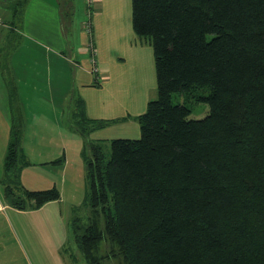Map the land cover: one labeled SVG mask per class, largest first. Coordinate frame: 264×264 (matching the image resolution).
<instances>
[{"label": "trees", "instance_id": "16d2710c", "mask_svg": "<svg viewBox=\"0 0 264 264\" xmlns=\"http://www.w3.org/2000/svg\"><path fill=\"white\" fill-rule=\"evenodd\" d=\"M132 26L153 49L157 98L140 138L111 140L110 155L84 139L90 215L73 234L85 260L264 264V0H132ZM203 86L209 111L191 118L173 95ZM111 123L87 119L90 133ZM21 144L12 126L6 173L20 172ZM5 198L37 209L61 193L18 182Z\"/></svg>", "mask_w": 264, "mask_h": 264}, {"label": "crops", "instance_id": "0c3cea01", "mask_svg": "<svg viewBox=\"0 0 264 264\" xmlns=\"http://www.w3.org/2000/svg\"><path fill=\"white\" fill-rule=\"evenodd\" d=\"M88 1L86 0L85 4L86 14L82 21V29L78 34L79 43L77 42L75 47L77 53L72 52L71 56H67L61 49L54 51L55 48H52L64 46L65 38L62 31H66L67 28L61 0H27L25 24L33 31L30 42L48 51L46 55L36 57L32 61L42 63V66L47 68L45 76H42V89L31 90L35 95L42 94V110L45 111L39 113L37 125H47L56 129V132L45 133L42 136L29 135V140L42 143V151L34 153L41 160H34L29 156L25 148L26 138L24 140L22 137L23 148L29 160H25L20 166L19 181L28 190L38 191L55 187L61 188L62 192L59 200L37 209L15 208L5 198L8 185L4 182L6 174L4 160L10 142L12 123L8 116L0 117V264H43L42 246L36 243L38 230L42 231V215H49L55 222L57 218V222L62 221L61 207L56 209L58 214L52 213V210L66 195L68 173L75 177L81 173L82 167L86 173L82 141L79 145V138L82 137H73L75 146L71 145L68 148L67 142L73 139L66 140L61 132L63 126L59 118L60 116L63 118L65 114L68 99L78 94L85 101L86 118L93 121H112L110 125L97 128L90 133L96 141H111L115 138L109 135L115 134L117 128L123 129L122 133L127 135L126 137L138 139L140 126L137 117L146 112L148 102L154 97L149 91L154 84L153 75L156 73L153 49L149 43L136 36L132 21L127 20L126 0H92V3ZM67 3L70 8L68 7L66 14L71 11L75 13V9L71 8V2ZM0 6L9 8L7 4L0 3ZM12 13L5 9L0 15L6 14L11 19ZM88 18L92 19L93 24L90 36L86 34L83 24ZM35 30L40 32H34ZM43 31L52 33L44 35ZM41 35L42 42L39 41V44ZM91 43L96 53L89 49ZM24 95L26 105L28 97L25 93ZM89 95L99 97L98 106L91 110ZM142 99L144 101L137 106V101ZM53 102L58 109L56 112L58 117L54 121L44 122L42 115H46L47 107ZM3 113L6 114L5 111ZM54 142H59L60 146L53 147ZM80 146L82 150L79 152ZM61 156L64 159L62 164L52 163L62 158ZM57 173L60 176L57 177ZM24 222H28L30 228L23 224ZM13 223L18 231L14 229Z\"/></svg>", "mask_w": 264, "mask_h": 264}, {"label": "rangeland", "instance_id": "374dc122", "mask_svg": "<svg viewBox=\"0 0 264 264\" xmlns=\"http://www.w3.org/2000/svg\"><path fill=\"white\" fill-rule=\"evenodd\" d=\"M12 1L0 0L2 5L7 4L9 6V8L0 6V13H3L5 9H9L11 13H19V18L16 17L17 20L15 23L13 22L12 14L10 15L11 19L6 14L0 15V106L3 105L0 107V117H9L12 126H17L21 130L23 139L25 140L26 138L25 148L29 156L34 160H41L34 153L42 151V143L29 140V135L35 134L42 136L45 133H54L56 129L48 127L47 125H37L39 121L38 115L44 111V109L42 110V94L35 95L31 90L34 88L42 89V76H45L47 68L42 66V63L32 61L36 57L46 55L48 51L34 46L30 42L33 38V31L29 29V25L25 24L27 1L21 0V3H16V0L15 2ZM67 2H71V8L72 10L75 9V13L71 11V13L67 12L66 14L68 7L70 8ZM61 3H63V17L67 28L66 31H62L65 38L64 46H53L52 48H55L54 51L61 49L67 56H71L73 53H77L75 47L77 46V42L79 43L80 38L78 34L81 32L82 21L86 14V0H61ZM88 3H92V0H89ZM11 4L12 7L10 6ZM126 11L127 20L132 21V0H126ZM85 23L86 21L83 24ZM34 32L39 33L40 30H35ZM43 33L44 35H49L52 31H43ZM39 41L42 42V35L39 37L38 43ZM153 81L154 84L149 90L154 96L152 100L157 98L156 73L153 75ZM209 92V86L194 87L190 91L174 94L173 102L175 104L184 103L192 112L191 118L201 119L207 115L209 107L206 103L199 101L198 97L206 96ZM24 93L28 97L26 105L24 104ZM80 100L83 102V106L80 105ZM88 100L90 110L98 106L99 97H91L89 95ZM142 101L144 99L137 101L136 105L138 106ZM144 102H146V98ZM84 103L85 101L80 95L74 94L66 103L63 118L61 116L59 118L62 121L63 127L61 128V132L64 134V137H66V140L73 139L67 142L68 148L71 145L75 146V138H73L75 136L82 137L79 138V145H81L80 141H82V147L85 146L83 139H86L85 142L87 140L89 142L96 141L89 134V126L87 125L88 118H86ZM46 110V115H42L44 122L48 123L50 120H56L58 117V113H56L58 109L54 102ZM90 113L94 114V112ZM81 131L87 132V135L83 136ZM122 132L123 129L117 128L116 133L109 136H114L113 138L115 139H135L126 137L127 135H124ZM139 134L141 135L140 129ZM139 136L138 138H140ZM85 144L87 145V143ZM21 145L18 164L29 160L24 151L23 143ZM52 146L58 147L60 143L54 142ZM82 147L80 146V149L78 148L79 152L82 150ZM104 151L106 155H110L111 141L105 143ZM82 165L84 166V164ZM84 171L85 169L82 167L81 173L75 175V177H72L68 173L69 178L66 182V195H64L63 201L56 206L57 208L55 207L52 210V213L58 214L56 209L61 207L63 218H60L62 221L57 222V218L55 222L49 215H42V231L38 230L36 243L42 246L43 264H88L73 234V221L79 220L85 224L88 222L90 215V206L87 203L88 187ZM14 173L8 172L4 175V182L10 187H16V184L20 182V174L14 175ZM56 176L58 177L60 174L57 173ZM59 191L62 192L61 188ZM23 224H26L28 228L31 226L28 222H24ZM14 229L18 231V228L14 227ZM23 245L27 247V244L24 242Z\"/></svg>", "mask_w": 264, "mask_h": 264}, {"label": "built area", "instance_id": "2783aa9c", "mask_svg": "<svg viewBox=\"0 0 264 264\" xmlns=\"http://www.w3.org/2000/svg\"><path fill=\"white\" fill-rule=\"evenodd\" d=\"M84 29H85L86 34H87L88 36L92 35L93 25L91 24L90 21H87V22L85 23V25H84ZM89 47H90L89 49L91 50L92 53H96V49L94 48V46H93L92 43L89 45Z\"/></svg>", "mask_w": 264, "mask_h": 264}]
</instances>
